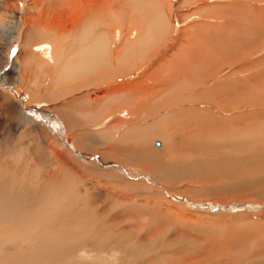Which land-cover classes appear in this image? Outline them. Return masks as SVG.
<instances>
[{"label": "bare ground", "instance_id": "bare-ground-1", "mask_svg": "<svg viewBox=\"0 0 264 264\" xmlns=\"http://www.w3.org/2000/svg\"><path fill=\"white\" fill-rule=\"evenodd\" d=\"M161 3V0L159 3L156 0H32L34 14L28 19L31 26L29 39L55 37L59 43L68 41L66 49L57 43L55 57L59 68L58 73L49 79L51 84L55 86L80 77L84 79L63 91L48 93L44 100H57L74 90L92 85L108 87L111 90L107 92L108 100L114 96L127 105L121 103L118 109H110L107 113V116L122 118L114 122L117 127H127L122 133V140L113 141L114 135L104 136L103 139L100 136L102 143L97 141L100 138L85 137L74 145L77 149L90 153L96 147L98 150V146H106L108 148L103 152L105 160L136 166L166 190L168 183H184L180 191L175 189L178 195L186 193L196 198L207 195L225 203L236 199L249 201L250 204H264V102L258 99L264 97V64L262 72L256 74L255 69L248 67V57L237 55L241 42L236 46L237 51L230 55V39L225 36L210 40L198 37L183 45L179 43V48L172 55L163 52L164 55H159L155 61L156 53L166 43L160 39L164 35L168 11ZM169 5L166 6L170 11ZM248 9L249 6L245 12L248 13ZM108 12H116L123 23L120 26L110 25L109 28L108 25L100 26L110 14ZM53 20H56L57 26L51 25ZM60 23L64 25L61 27ZM126 24L129 26L127 31L123 28ZM34 28L46 29L49 35ZM256 30L263 35L264 25H257ZM115 32H119V37L116 34L114 39ZM158 40L163 43L158 45L157 51H151L153 54L149 56L142 55ZM113 42L116 49L112 48ZM185 48H190V58ZM255 48H264V35ZM63 61L66 62L62 66ZM123 61H134L131 67L142 70L129 83L126 79L135 71L127 70ZM165 67L170 69H164L163 76L155 77L154 73ZM103 68L105 73L86 79L88 74ZM198 71H203V75L196 74ZM150 73L154 75L151 80H156L152 83L147 77ZM184 81L188 82L185 89L180 87L181 93L169 98L166 96L173 84ZM113 82L119 83V86H110ZM76 108L71 106L66 112L55 108L59 117L64 119L61 122L52 117L56 121L54 129L58 127L56 131L71 134L76 127L86 128L93 124L90 121L82 124L79 119L72 122L71 112L78 114ZM24 111L30 117H39L33 111ZM86 114L79 115L88 117ZM41 118L45 120L44 116ZM79 132L82 131L79 129ZM151 136L161 139L164 150L158 149L161 144L157 142L159 145H155L154 141L152 145L157 149L149 150L148 140L145 139ZM137 137H143V141L137 143ZM72 139L75 140L76 136ZM49 148L54 150L52 146ZM24 152L21 144L15 154L14 163L19 165L15 169L0 160V264H167L175 257L177 259L172 261L173 264H185L202 256L206 249L196 250L192 237L179 243L182 232H178L177 243H173L175 239L168 243L166 234L173 235L169 224L157 229L153 223L143 221L147 217L155 222L159 218L166 220L164 218L173 217L176 221L183 217L180 214L183 208H173L165 201L156 202L154 197L151 200L152 190L149 188L135 183L127 188L128 191L119 189L104 196L97 191L98 188L88 185L86 178L99 179L108 172L95 174L80 167L81 172L77 173L61 164L57 176L39 179L40 168L30 166L31 169H25L24 160L21 162ZM34 157L41 162L45 160L39 149H34ZM107 190L111 191V188ZM137 196H142L143 200L133 198ZM261 215L249 218L243 214V218L255 223L264 220ZM149 221L152 222L151 219ZM239 222L244 223L238 220L234 229L240 226ZM188 227L190 231L201 228ZM216 227L213 228L215 230L208 229L212 236L209 246L213 255H206L204 261H196L195 264H264V237L259 241L262 249L257 248L255 252L257 258L249 261L253 252L250 249L242 254L243 258L240 254L232 257L241 251L223 253L218 249H225V244L231 243L235 232L228 230L230 234L221 235L224 228L218 233ZM176 228L182 231L183 226ZM247 228L245 230L249 233L254 230ZM184 246L190 247L191 252L185 248L188 254L180 256L179 252L184 249L178 248ZM230 257L231 261L226 263Z\"/></svg>", "mask_w": 264, "mask_h": 264}, {"label": "rangeland", "instance_id": "rangeland-1", "mask_svg": "<svg viewBox=\"0 0 264 264\" xmlns=\"http://www.w3.org/2000/svg\"><path fill=\"white\" fill-rule=\"evenodd\" d=\"M159 1L160 0H156L157 3H159ZM161 2L165 5L164 7L167 8L165 11H168L164 35L160 39L161 41H166V43L161 49H159V52L156 53L157 55L153 58L155 61L160 56L166 54L165 52H169L168 56L172 55L175 50L179 48L180 44L183 45L188 40H195L198 37L202 40H210L216 36H218V38L225 36L230 39L228 42V45L230 46L228 53L230 55H233L237 51L236 46L241 42L239 46L240 52L237 53V55L248 57L247 60L244 59L248 62V67L255 69L256 74L262 72V64H264V48L257 49L255 47L261 42L264 35L256 30L257 25H264V0H161ZM166 5L170 6V11L168 9L169 7ZM247 6H249L248 13L245 12ZM32 8V0H0V160L9 163L13 169L17 168L18 164L14 163V159L16 158L15 154H17L20 145L23 144L25 152L22 154L21 162L24 160L23 164H26L25 169H31L34 167L40 168L39 179H44L47 176L52 178L57 176L59 174L58 168L61 164L63 167L69 166L68 168H71L77 173L81 172L80 167L84 168V170L86 169V171L88 170V172H94L95 174L108 172V175L102 176L99 179L88 177V175L83 176L84 178L88 177L86 178L88 185L93 186L95 189H101L103 192L98 189L97 191L104 196L107 194L109 195L110 193H116L119 189H126L128 191L127 188L135 183L136 185L141 184L140 187L149 188L152 190V193L149 196L151 200L156 198L158 200L155 199L154 201L156 202L165 201L166 203L171 204V206L173 205V208L176 207V209L180 210L183 208L181 211L182 213H180L183 217L176 220L177 222L173 217H168V219L164 218L166 220L159 218L160 222L159 220L155 222L153 218L147 217V220L143 221L153 223V227H156L157 229L162 228V226L168 227L170 225L168 228L175 231L171 230L173 232V237L169 235V233L166 234L165 239L168 243L174 241V239L175 241L173 243H177V238L179 237L178 232H182L183 236L179 243H182L185 238L192 237L196 242V245H193L197 246L196 250H203V248H206L203 251L202 256L187 261L185 264H195L196 261H204V257L213 255L212 249H210L211 246H209L212 243L210 240L212 236L209 234L208 229L215 230L213 229L214 226H217L216 230L218 233L224 228L221 235L230 234L233 230L235 232V234L233 233L235 236L229 245L223 242V244H225V249H223V247L218 248L221 249L223 253H235L236 251H241L240 253L233 254L232 257L240 254L241 258H243L244 256H242V254H245L250 249V251L252 250L253 252H251L249 261H253L251 258H257L255 252L258 251L257 248L262 249L263 246L259 241H262V238L264 237V220L255 221V223L250 220L247 221L243 218V214L249 218L251 215H254L253 217H258L261 214H264L263 203L257 205L251 202L250 204L249 201H237L236 199H230V201L228 200L225 203V201L220 202L216 198L211 199L207 195H197L198 197L204 196L201 198L190 197L187 196L186 193L178 195L175 192V189L176 191H180L184 183H175L173 185L168 183L166 190L165 187H162L156 181H152L148 175L141 172L136 166L131 167L111 159L105 160L103 152H105V148H108L106 146H98V150L96 147L93 152L90 153L85 150L81 151L74 146L85 137L98 139L101 136L103 139L104 136L112 137L114 135L113 141L119 139L122 140V133L127 127L122 125L117 127L114 123L115 120H120L122 118L117 115L107 116V113L110 109H118L124 101L121 98V100H117L114 96L108 100L107 92L111 91L110 88L103 86L95 87V85L81 90H74L64 97H59L57 100H51L50 98L44 100L43 97L48 93H53L58 90L63 91V89L67 87L70 88L71 85L79 84L84 81V79L80 77L77 78V80H68L58 83L55 86L51 84L52 81L49 79L58 73L59 68V65H56V63L59 62L55 57L56 47L60 44L61 47L66 49L68 41L65 40L59 43L55 37L46 40H30L28 36L31 32V26L28 19L34 14ZM259 12H262L263 15ZM108 13L110 14H107V17L102 20L100 26L108 25L109 28L110 25L120 26V24L123 23V20L116 12ZM23 19L24 22L22 21ZM253 19H258L260 21H254ZM119 20L120 22H118ZM168 22H170V24ZM52 24L56 26L58 25L56 20H53L51 22V25ZM63 25L64 23L59 24L61 27ZM123 28H127V31L129 28L128 24ZM192 28H195V30L191 31ZM34 29L40 32L44 31V34L49 35V31L46 29ZM118 33L119 32H115L112 38L114 37L115 39L116 34L117 37H119ZM126 34L127 32H125V35ZM112 38L110 40H112ZM160 43L162 44L163 42L158 40L153 44L154 46L151 45L148 50H145L142 53V55H152L153 53L150 52L153 50V52L157 51ZM111 45H113V49H116L114 42ZM175 46L177 47L175 48ZM185 49L189 52L190 58V48ZM65 62L66 61H63L62 66L65 65ZM125 63L128 68L127 70L130 68V70L133 69L135 71L131 77H127L126 81L128 80L127 82L129 83L133 78H137L138 73H142V70L139 68L135 69V66L131 67V65L135 63L134 61H127L124 62V64ZM166 68L170 69V67H165L157 71L154 73L155 77L163 76V70ZM101 73H105L104 68L92 72L87 75V78L86 76L84 78L90 79L92 76ZM196 74L201 76L203 75V71H198ZM150 75L147 76L150 82L152 83L153 81H156L155 79L151 80L154 75L152 73H150ZM193 76H195V73ZM256 81L258 82L259 80L257 79ZM187 82L188 81H184L179 84H173L171 90H169V93L166 96L169 98L174 94L181 93V91L185 89ZM112 85L119 86V83L113 82L110 86ZM180 87H182V90ZM157 89L160 90V87ZM175 90H177V92ZM258 99L264 102L263 96H260ZM70 104L71 106L75 105L78 107L76 108V113L78 114L71 112L72 122H74L73 120L75 119H79L82 124H84L85 121H90V123L92 122L93 124L87 125L86 128L76 127L77 129L74 128L71 134H68L67 131H56L58 127L54 129L56 121L53 120L52 117L59 119L61 122H63L64 119L59 117L60 115L55 111V108H60L62 111L66 112L68 108L71 107ZM123 104L126 105L125 103ZM79 108L80 110L78 112ZM24 109L33 111L39 117L28 116V113L25 114ZM122 110L123 109H120L119 111ZM79 114H86L88 117H81ZM43 116L46 121H43L41 118ZM61 129H63V127ZM79 129L82 132H79ZM74 135L76 136L75 140L72 139ZM101 138L97 141L102 142ZM145 140H148V148L150 151L157 149L152 145L153 141L161 144L158 149H163L164 147V144L159 137L152 138L151 136ZM142 141L143 137H137V143ZM2 145L7 147L4 148ZM48 145L49 147L52 146L54 150H50ZM34 149H39V151L42 152L45 156L44 161L41 162L40 159L34 157ZM94 151L96 152L94 153ZM53 152L55 153L54 156ZM165 162L166 161H164V163ZM169 166L171 165H168V167ZM105 187L107 189L111 188V191L107 190ZM117 187L121 188L117 189ZM190 188L197 189L198 187ZM133 198L143 200L142 196ZM261 216L264 218V215ZM150 219L152 222L149 221ZM186 219H188L187 222L190 227L201 226V228L198 227V231H190V228L188 227L189 225L185 222ZM191 219L195 221L193 222ZM238 220H243L244 223L242 224L244 225L239 222L240 226H238L237 229H234ZM223 221H225V223ZM215 223L220 225V227ZM232 223L233 226H231ZM176 226L180 229L183 226L184 230L182 229V231H179ZM208 226L213 228H209ZM245 227L254 230L252 233H249V231L245 230ZM238 228H241L242 230ZM228 230L231 232L228 233ZM182 248L186 252H179L181 253V255L178 253L180 256H184L182 253L188 254V249L190 251V247L187 246L178 249ZM185 248L187 250H185ZM214 250L215 249H213V251ZM232 257H230L226 263H229ZM174 259L176 260L177 257ZM174 259L169 260L167 264H173V262H175Z\"/></svg>", "mask_w": 264, "mask_h": 264}, {"label": "water", "instance_id": "water-1", "mask_svg": "<svg viewBox=\"0 0 264 264\" xmlns=\"http://www.w3.org/2000/svg\"><path fill=\"white\" fill-rule=\"evenodd\" d=\"M154 144H155V145H159V143H157V142H154Z\"/></svg>", "mask_w": 264, "mask_h": 264}]
</instances>
